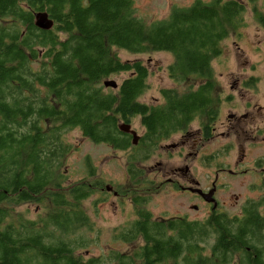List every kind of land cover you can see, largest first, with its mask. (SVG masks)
<instances>
[{
	"label": "trees",
	"instance_id": "16d2710c",
	"mask_svg": "<svg viewBox=\"0 0 264 264\" xmlns=\"http://www.w3.org/2000/svg\"><path fill=\"white\" fill-rule=\"evenodd\" d=\"M39 12L53 20L51 30L35 26ZM245 13L240 0H199L146 23L133 0H0V264H264V195L240 216L188 221L153 218L149 197L138 192L148 184L138 166L161 143L221 114L212 64L223 41L245 27ZM253 15L264 28V14L254 7ZM119 50L172 54L167 73L178 88L162 90L158 105L141 103L149 71L140 61H121ZM122 74L129 76L116 89L104 86ZM137 118L144 132L134 147L120 126ZM72 130L115 151L132 148L135 218L113 233L124 252L89 257L95 232L84 202L96 183L65 188L72 147L64 137ZM32 202L37 219L16 212Z\"/></svg>",
	"mask_w": 264,
	"mask_h": 264
},
{
	"label": "rangeland",
	"instance_id": "374dc122",
	"mask_svg": "<svg viewBox=\"0 0 264 264\" xmlns=\"http://www.w3.org/2000/svg\"><path fill=\"white\" fill-rule=\"evenodd\" d=\"M133 1L137 17L146 23H153L166 20L174 8L189 7L199 0ZM200 1L210 3L212 0ZM240 1L246 6L245 27L237 33H231L223 41L222 55L212 64L218 82V91L222 93L223 100L217 128L218 132H222L221 121H224L226 125L230 115L242 118L244 114L253 113V120L243 124L260 126L261 131L258 139L248 140L243 133L230 135L225 140L222 137H217L209 143L206 151L201 152L196 160H192L186 159V149L172 148L174 143L179 145L182 141L180 136H176L168 141L164 148L152 156L148 162L139 165L140 167L143 165L146 179L156 186L164 180L162 176L157 177L160 165L163 166V172H170L177 167H191L192 173L203 183L206 180H214L218 165H222L224 161L225 169L231 171L240 172L249 169L250 172L240 174L237 172V175L234 176L231 174L219 175V177L225 176V179L222 180L225 181V189L221 190L219 199L227 204L226 214L230 218L242 214L245 202L257 201L264 195L262 174L254 170L255 162L259 166H264V28L256 22L253 15L254 7L264 14V0H255L252 3L248 0ZM117 53L121 61H140L149 71V88L140 98L141 103L158 105L161 103L160 92L162 90L178 88L167 73V68L174 62L172 54L167 52L132 54L124 50H119ZM128 76V74H122L112 76L108 80L121 84ZM246 83L253 84L246 86ZM258 108L263 109L260 116L256 113ZM131 126L138 136L143 134L139 118L135 119ZM192 127L197 128V124L194 123ZM64 139L72 147L62 168V173L65 176V188L73 187L85 179L90 183H96L93 195L84 202V209L91 219L95 232L88 236L93 241L89 248V257L106 256L113 251L118 253L126 251L127 246L116 242L113 233L125 227L135 218L134 207L131 203L132 194L128 190V155L117 152L108 146L94 144L84 138L79 130L67 132ZM224 147L230 150L229 157L225 156V159L222 158ZM242 149H245L248 154L243 167L237 168ZM207 151L209 153H206ZM88 158L96 169V176L93 178L89 177L86 167ZM150 171L153 172L150 173ZM106 188H110V190L113 188V191L120 195L114 196L113 192ZM149 191L152 192L149 193ZM138 192L149 197L146 210L155 219H169L184 214L189 220H202L205 217V213H196L191 210V205L197 203L195 200L187 194L176 192L172 186L167 184L162 185L161 189H154L148 184L146 187H140ZM236 197H239L238 202ZM16 212L25 214V217L29 219H37L40 209L32 202L18 206ZM96 234H98V241ZM79 253L86 255V250L79 251Z\"/></svg>",
	"mask_w": 264,
	"mask_h": 264
},
{
	"label": "flooded vegetation",
	"instance_id": "af4514ba",
	"mask_svg": "<svg viewBox=\"0 0 264 264\" xmlns=\"http://www.w3.org/2000/svg\"><path fill=\"white\" fill-rule=\"evenodd\" d=\"M261 112H263L262 108H258L257 114L260 116L262 115ZM252 117H254L253 113H247L242 115V118H237L235 115H230L229 116V122L226 123L224 121H221V128H223L222 132H218L217 124L220 120V115L219 117L211 122L209 125H202L201 122L195 121L194 123L197 124V128H193L191 124L186 130L181 131L177 134L172 135L168 140L165 142L161 143L159 151H161L164 148V145L175 138L176 136H180L182 141L180 142L179 145L177 143H174L172 145L173 149L179 148L180 150L186 149L187 154H186V159L190 158L192 160H196L199 157V154L203 151H206V148L208 147L209 143L217 138V137H222L223 140L225 138H228L230 135H235L236 133H243L248 140H256L259 137V132L261 131L260 126H253L251 125H244L243 123L246 121H252ZM135 120V119H134ZM132 120V122L134 121ZM131 126V124H130ZM226 129V130H225ZM131 130L132 126H131ZM134 131V130H133ZM144 132V130H143ZM127 135L131 137V144L132 146H137L140 142V139L142 135L139 136V140L137 144H133V136L131 133L125 132ZM222 152V158L225 159V156L230 155V150L227 148H223ZM121 153H126L127 155L132 154V148L129 147L126 150H120ZM158 151V152H159ZM119 152V151H117ZM180 152H185V151H180ZM206 153H209L207 151ZM247 152L245 149H242L241 151V157L240 160L237 162V168L238 167H243L244 161L247 157ZM154 156V155H153ZM152 157V156H151ZM150 157V158H151ZM149 158V159H150ZM149 159L146 161L148 162ZM145 163V162H144ZM143 163V164H144ZM227 166H229L227 164ZM127 167V166H126ZM142 170V180H147L146 179V172L144 170V167L138 166ZM160 171L157 174V177L164 179L158 186L151 184L153 182L148 181V184L152 186L154 189H161L162 185H169L174 188L176 192L179 193H184L187 194L191 199L195 200L197 203L191 205V210H193L196 213L203 212L205 213V217L201 220L209 219L213 215H221V216H227L226 210H227V204H225V201H221L219 199V194L221 190L225 189V181H222L225 179V176L219 177L220 174H231L232 176L237 175V172L240 173H247L250 172L249 169H244L243 171H231L229 169H225V161L223 162L222 165H218V169L216 170L214 180L210 181H205L204 183L192 173L191 167L184 166V167H177L175 169H172L170 172H163V166L160 165ZM260 167V169H258ZM257 170L260 174H262V181L264 182V166H259L255 162V169ZM153 171H150L152 173ZM127 173H128V168H127ZM129 178V177H128ZM130 180V179H129ZM129 183V182H128ZM146 184V186H148ZM107 190V188H106ZM113 192L114 196H119L120 194L113 191V188L110 190ZM108 192V191H107ZM109 192V193H111ZM152 192V191H151ZM150 193V192H149ZM237 202L239 197H236ZM235 202V203H237ZM248 202V201H247ZM244 206L246 205V203ZM243 206V208H244ZM242 208V212H243ZM182 219H186L188 221H195V220H189L187 218V215H181L177 216Z\"/></svg>",
	"mask_w": 264,
	"mask_h": 264
},
{
	"label": "water",
	"instance_id": "95a60500",
	"mask_svg": "<svg viewBox=\"0 0 264 264\" xmlns=\"http://www.w3.org/2000/svg\"><path fill=\"white\" fill-rule=\"evenodd\" d=\"M35 26L40 29V30H51L54 26V22L52 19H50L49 15L45 12H39L35 14ZM104 86L105 87H111L113 89L117 88V82L113 80H106L104 81ZM120 130L123 132H128L131 133L133 136V144H137L139 140V136L137 133L133 130H131L130 125L123 124L120 126ZM107 190H110V188H107Z\"/></svg>",
	"mask_w": 264,
	"mask_h": 264
},
{
	"label": "bare ground",
	"instance_id": "6f19581e",
	"mask_svg": "<svg viewBox=\"0 0 264 264\" xmlns=\"http://www.w3.org/2000/svg\"><path fill=\"white\" fill-rule=\"evenodd\" d=\"M51 19V18H50ZM45 31V30H44Z\"/></svg>",
	"mask_w": 264,
	"mask_h": 264
}]
</instances>
